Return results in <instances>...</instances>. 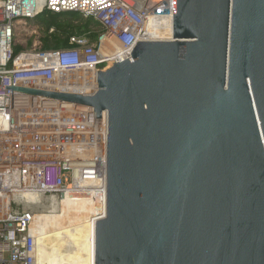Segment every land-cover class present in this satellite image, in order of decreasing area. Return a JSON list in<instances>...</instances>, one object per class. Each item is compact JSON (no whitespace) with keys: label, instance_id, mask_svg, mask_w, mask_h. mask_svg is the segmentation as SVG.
Instances as JSON below:
<instances>
[{"label":"water","instance_id":"water-1","mask_svg":"<svg viewBox=\"0 0 264 264\" xmlns=\"http://www.w3.org/2000/svg\"><path fill=\"white\" fill-rule=\"evenodd\" d=\"M98 82L6 86L108 112L95 264H264V0H174L172 40Z\"/></svg>","mask_w":264,"mask_h":264},{"label":"built area","instance_id":"built-area-1","mask_svg":"<svg viewBox=\"0 0 264 264\" xmlns=\"http://www.w3.org/2000/svg\"><path fill=\"white\" fill-rule=\"evenodd\" d=\"M46 11L79 13L103 30L71 35L68 48L18 50V27ZM152 18L166 20L172 36L155 39ZM173 32L174 0H0V264H41L43 233L27 195L62 203L101 183L107 207L108 112L95 118L91 107L12 93V75L13 86L93 96L98 71L132 57L138 42L172 40Z\"/></svg>","mask_w":264,"mask_h":264},{"label":"bare ground","instance_id":"bare-ground-1","mask_svg":"<svg viewBox=\"0 0 264 264\" xmlns=\"http://www.w3.org/2000/svg\"><path fill=\"white\" fill-rule=\"evenodd\" d=\"M155 39L172 36L166 20L152 18L148 24ZM99 183L93 193L80 198L68 196L61 204V212L36 217V230L43 233L40 241L38 259L41 264H94L96 259V221L106 212L105 193ZM28 202H38L40 195H27ZM103 216H99V215ZM60 244V245H59ZM67 245L65 254L61 248Z\"/></svg>","mask_w":264,"mask_h":264},{"label":"rangeland","instance_id":"rangeland-1","mask_svg":"<svg viewBox=\"0 0 264 264\" xmlns=\"http://www.w3.org/2000/svg\"><path fill=\"white\" fill-rule=\"evenodd\" d=\"M58 24L62 26V28H67V26L71 25L68 29H58L53 26L49 31L47 30V24L43 22H29L27 24H21L17 30V47L19 50H31L35 48L39 49H49L47 48V43L50 41L53 44L52 49H60L64 47L67 37L73 35L75 27L80 28L81 31L85 30L88 23H90L89 31L92 30L94 33L102 32V28L100 25L92 18H87L81 14L75 15H64L58 19ZM73 27V28H72ZM57 36L58 39L62 40V43L57 45L55 42ZM97 34L92 37V41H95ZM53 196H40L38 202H28V205L37 211V214H47L53 213ZM56 212L60 213L62 204L61 202L56 200ZM46 211V212H44ZM60 245V244H59ZM61 250L66 254L67 253V245L62 247Z\"/></svg>","mask_w":264,"mask_h":264},{"label":"trees","instance_id":"trees-1","mask_svg":"<svg viewBox=\"0 0 264 264\" xmlns=\"http://www.w3.org/2000/svg\"><path fill=\"white\" fill-rule=\"evenodd\" d=\"M75 14H79V13H65V14H58V13H52V12H44L43 14H41L39 17H37V19L34 21V22H43V23H46L47 24V30L49 31L53 26L57 27L58 29H68L71 27V25L67 26V28H62V26L60 24H58V19L64 15H75ZM90 23L87 24L85 30H82L81 31V27L80 28H74L76 29V31H74L73 35L74 34H84V33H87L89 31V25ZM73 28V27H72ZM96 34H92V37H94ZM97 37V36H96ZM54 38H56L55 42L57 43V45H59L60 43H62V40L61 39H58L57 36L55 35ZM70 36L66 38V40L64 41L65 45L64 47H61L60 49H63V48H68L70 47ZM47 48L49 49H52L53 48V44L48 41L47 43ZM18 49V47H17ZM59 49V48H58ZM19 50V49H18ZM47 50V49H46Z\"/></svg>","mask_w":264,"mask_h":264}]
</instances>
